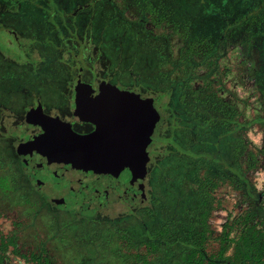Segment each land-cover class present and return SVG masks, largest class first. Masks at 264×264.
<instances>
[{
  "label": "trees",
  "instance_id": "1",
  "mask_svg": "<svg viewBox=\"0 0 264 264\" xmlns=\"http://www.w3.org/2000/svg\"><path fill=\"white\" fill-rule=\"evenodd\" d=\"M26 1L0 0V24L24 26L15 20L24 10L27 29L37 31L36 48L46 43L36 10L47 2ZM52 1L62 15L63 4ZM102 1L68 0L69 9L81 5L79 13L96 40L103 39L107 25ZM136 5L140 40L128 33L120 39L122 52L139 51L140 82L159 92L162 107L149 162L151 198L140 206V219L132 229H122L116 219H30L31 243L0 235V264H7L9 247L31 264H264V188L258 190L250 176L264 168V148L246 137L253 124H264V0H138ZM93 14L95 20L89 18ZM59 21L56 42L65 23ZM148 24L166 28L153 36L158 43L152 48L149 31L142 29ZM22 31L26 35V28ZM173 35L180 44L168 53ZM229 39L244 43V56L256 65L252 76L263 114L253 119L242 116V100L219 77V44ZM55 57L47 61L54 63ZM10 69L0 72L10 74ZM17 102H23L21 96L0 91V121L2 109ZM4 128L0 124V194L27 202L25 181L15 184L13 173L20 168L6 153L11 132ZM223 184L237 194L240 210L234 216L230 211L214 233L210 218L223 209L217 196Z\"/></svg>",
  "mask_w": 264,
  "mask_h": 264
},
{
  "label": "flooded vegetation",
  "instance_id": "2",
  "mask_svg": "<svg viewBox=\"0 0 264 264\" xmlns=\"http://www.w3.org/2000/svg\"><path fill=\"white\" fill-rule=\"evenodd\" d=\"M69 10L68 7L62 8V18L65 23L61 27L56 47H49L47 43L43 42L36 48L30 43V48L27 46V42L30 40L27 38V34L25 35L22 31L25 29L24 26L14 24L12 27H5L0 24L5 28V33L11 37L8 40L9 43L15 41L21 51V54L16 56L19 61L14 60L15 57H13V63L9 66V68L14 67L15 71L10 74L0 72V91L19 95L23 100V102L10 105L9 114L3 115L0 124L5 127L3 132L9 126L12 127V130L19 131V134L9 136L10 142L27 141L32 149L29 152L30 158L36 163L37 159L42 156L39 143L36 140L37 138L38 141L40 140L39 136L43 132L40 125L41 119L49 117L55 122L69 126L74 132L81 135L89 134L95 130L96 124L88 120L83 111L77 109L75 104L77 85L80 87L86 105L87 102L95 100L94 112H90L91 118H101L99 114L100 101L106 90L115 88L137 94L146 100L148 105H152L159 113L160 118L155 124L150 143L144 152L137 155L131 171L125 175V180L116 177V175L88 174L84 170H75L68 174L69 172L58 166L55 161H50L48 165L37 161L38 168H45L47 173L50 169L53 170L54 177L57 176L59 182H64V185H73L72 188L75 190L83 188L82 194L76 191L75 201L76 203L80 201L81 208L88 209L95 217L102 208L116 200L124 202L127 194L134 192L137 185L140 184V169L143 159L152 158L153 134L161 119L162 107L159 92L144 89L140 82V62L134 63L123 55L122 40L114 38L112 35V41L106 45L107 51H101L94 45L93 34L86 24L88 19L78 15L81 5H78L74 10ZM89 18L95 20L96 16L93 14ZM108 26L113 28L119 26V23H109ZM1 55L5 57L2 53ZM54 56H56L54 59L56 62L52 64L47 61L48 58ZM36 60L40 63H36ZM118 60H120V66L115 65V61ZM125 63L126 66L121 65ZM61 67L64 69L62 72L59 70ZM133 69L136 70L133 71ZM20 105L22 106L19 107ZM87 107L90 108V105ZM104 122L107 126H112L111 118H106ZM36 146L39 147L36 148Z\"/></svg>",
  "mask_w": 264,
  "mask_h": 264
},
{
  "label": "rangeland",
  "instance_id": "3",
  "mask_svg": "<svg viewBox=\"0 0 264 264\" xmlns=\"http://www.w3.org/2000/svg\"><path fill=\"white\" fill-rule=\"evenodd\" d=\"M33 1L37 2L36 0H27L26 5L33 4ZM46 2L47 6L39 8V10H36V13H38L37 15L40 16L43 21L41 22L43 23L41 37L49 47H55L58 37L57 30L60 29L59 19L62 20L63 16L59 13V10L55 8L52 0H46ZM102 2L105 3L104 15L106 17L107 25L103 28L105 35L103 36V32H101L99 36V38L103 39L96 40V37L93 34L92 39L94 40V45H96L101 51H107L108 47L106 45L112 41L111 37L114 33L116 35L114 38L122 39V37L128 35V33H131L130 35H132V39L135 42L140 40L141 27L140 25L137 26V23L140 22V10L136 5L138 4V0H105ZM60 3L63 4L64 7H68L69 4L68 0H60ZM76 7H78V5L74 8H70V10H74ZM14 12L16 13V9ZM78 15L81 17L84 14L81 15V13L78 12ZM57 16H59V18ZM81 18H84V16ZM27 19L28 14L24 10H21L16 17V20L21 21L26 28L27 38L30 40V42H27V46L29 47L33 44V40L36 39L37 31L34 30V28L27 29L28 25L25 24L27 23ZM114 22L119 23V26L110 28L108 26L109 23ZM143 28L145 31H149L148 38H151L149 41L151 45V47L149 46L150 48H152L155 43H158L153 39V36L166 30L163 26L154 27L149 24L142 26V29ZM123 30L127 31L123 32ZM5 31V28L0 26V51L5 56L3 57L0 53V71L1 69L5 70L6 68H9V66L12 65L13 57H15L14 60L19 61L16 56L21 54L15 41H12L11 44L9 43L8 40L11 39V37L7 35ZM223 41L219 44L220 47L217 52L219 55V77L221 78L222 84L227 89L233 91L237 97L242 100L239 103V107L243 117L246 119H253L256 116L262 115V104L258 97L259 95L256 91L252 76V71L256 65L244 56V43L230 39ZM138 43L140 46V42ZM169 44L170 48L167 52H175L180 44L178 37L173 35L170 38ZM133 53L128 54L127 52H124L123 55L128 59H131L130 61H133L134 63L137 61L140 62L138 57L139 51L136 55ZM119 61L120 60L115 61L116 66H120ZM36 63L39 64L40 61L36 60ZM51 63L53 64V62ZM121 65L126 66V63ZM13 68L14 67L11 68L12 72L15 71ZM17 70L22 71L20 69ZM59 70L62 72L64 69L61 67ZM135 70L136 69H133V71ZM200 71H202V69L199 70V72ZM21 106L22 105L19 107ZM18 110L21 111L20 109ZM9 112L10 111L5 107L2 109L1 113L5 116L8 115ZM157 130L158 125L155 128L153 140L154 138H157ZM6 131L12 133L9 134V136L19 134L17 129L12 130V127L10 126L6 128ZM246 137L254 147L264 148V124L258 122L253 124L247 130ZM26 142L27 141H12V147H10L6 153L8 155L11 154V157H14V159L17 160L18 167L16 168H20V173H13L16 177L15 184L17 185L19 180L20 182L25 181L26 186L24 187L28 191L26 192V195L23 196L27 202L25 200L23 202L20 197L15 198V194L10 195L9 192L6 196L0 194V235L8 236L14 234L21 242L24 241V244L31 243L30 235L32 234L31 232L33 228L30 226V224H32L30 219H34V222H36V219H110L111 221L116 219L122 229H132L135 226L137 222L136 219H140V206L146 205L151 198V190L148 183L150 162L148 157L143 159V164L141 165L142 168L140 169V184L137 185L135 188L136 190L127 194L124 202H118V200H116V202L102 208L101 211L98 212V215L94 217L92 216L93 213L91 211L81 208L82 204L80 201L77 203L75 201L76 191L82 194L84 189L82 188V190L78 188V190H75L72 188L73 185H64V182H59L57 176L54 177L52 174L53 170L50 169L49 173H47L45 168H38L37 161L38 163L42 162L44 165H48L50 164V160L45 156H40L36 163H34L33 159L30 158V154L28 153V155H26L25 153V146H27L25 144ZM21 153H23V155H21ZM23 174L25 178L20 176ZM250 176L258 190L264 188L263 166H259L253 170ZM236 195L232 192L231 187L226 184H223L218 188L217 196L222 199L223 209L214 210L210 218V224L214 233H218L221 230L224 218L230 211H232L230 213L232 216L239 212L240 208L236 206L239 198L236 197ZM80 196L82 197V195ZM81 201L83 202L84 200ZM34 208L37 211L36 214L32 213ZM209 245L211 246L213 243L210 242ZM24 251V249H21L19 250V253H24ZM5 261L7 264H31L29 261L13 253L10 247L5 253ZM112 264L120 263L114 262Z\"/></svg>",
  "mask_w": 264,
  "mask_h": 264
},
{
  "label": "water",
  "instance_id": "4",
  "mask_svg": "<svg viewBox=\"0 0 264 264\" xmlns=\"http://www.w3.org/2000/svg\"><path fill=\"white\" fill-rule=\"evenodd\" d=\"M94 103L95 100L87 102L86 105L77 85V109L83 111L87 119L96 124L95 130L89 134H77L69 126L49 117L41 119L43 132L39 136L40 140H36L42 156L51 162L55 161L68 174L75 170H84L88 174L116 175L125 180V175L131 171L137 155L144 152L150 143L160 115L137 94L117 88L105 91L100 101V119L91 118L90 112H94ZM89 105L90 108L87 107ZM106 118L112 119V126H107L104 122ZM25 144V153L28 155L32 149L28 142Z\"/></svg>",
  "mask_w": 264,
  "mask_h": 264
}]
</instances>
